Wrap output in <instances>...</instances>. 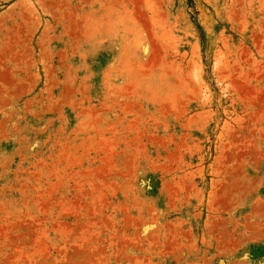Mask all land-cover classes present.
<instances>
[{
  "label": "rangeland",
  "instance_id": "rangeland-1",
  "mask_svg": "<svg viewBox=\"0 0 264 264\" xmlns=\"http://www.w3.org/2000/svg\"><path fill=\"white\" fill-rule=\"evenodd\" d=\"M0 264H264V0H0Z\"/></svg>",
  "mask_w": 264,
  "mask_h": 264
}]
</instances>
